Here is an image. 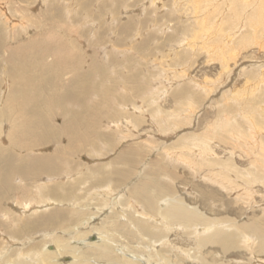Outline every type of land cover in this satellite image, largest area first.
<instances>
[{"label":"rangeland","instance_id":"1","mask_svg":"<svg viewBox=\"0 0 264 264\" xmlns=\"http://www.w3.org/2000/svg\"><path fill=\"white\" fill-rule=\"evenodd\" d=\"M206 1L216 2L218 9L212 8V16L225 17V27L232 32L233 45L225 52L230 54L234 44L239 46L236 62L228 63L229 70L220 57L208 56L187 43L197 29L192 5ZM226 1L7 0V13H0V100L4 101L0 108V180L7 173L4 184L0 181V264L14 250L43 251L48 243L52 249V241L40 236L47 230L74 245L81 242L78 232L87 233L92 226L112 233L111 241H100L109 242L108 251L114 256L95 258L93 264H257L256 258H264L259 248L249 250L244 241L238 242L240 238L233 237L229 248L213 240L196 247V235L189 230H163V223L158 230L148 218L158 211L145 202L156 199L157 208L166 197L170 203L198 209L207 220L247 221L264 228V82L260 79L264 77V29L259 26L256 34L251 26L259 10L256 4L251 6L254 0L249 5L228 0L234 3L231 9L226 8ZM259 4L263 6L264 0ZM6 16L11 18L8 22L3 21ZM239 64L245 66L243 70ZM255 84H260L258 90ZM55 114H60L57 124L52 121ZM213 124L215 132L222 130L223 138L213 139L215 160L209 155L200 157L193 148L183 149L186 139L207 135ZM179 151L195 162L213 163L201 164L197 173L174 157ZM212 168L221 178L232 177L231 187L204 176ZM142 182L152 195L142 191ZM139 195L145 198L141 205L132 201ZM43 198H51L46 210L39 208ZM141 206L142 216L137 214ZM57 209L65 214L61 230L52 220L41 228L30 225ZM176 225L183 226L168 224ZM78 244L82 248L76 250L87 249V254L94 249ZM189 250L193 253L186 256ZM44 251L48 263L71 260L69 254ZM27 264L36 262L28 259Z\"/></svg>","mask_w":264,"mask_h":264},{"label":"bare ground","instance_id":"2","mask_svg":"<svg viewBox=\"0 0 264 264\" xmlns=\"http://www.w3.org/2000/svg\"><path fill=\"white\" fill-rule=\"evenodd\" d=\"M22 1V0H21ZM197 1V0H196ZM16 2V1H15ZM243 3H246L247 5H249V3L251 2V0H243L242 1ZM12 3V2H11ZM14 3V2H13ZM31 3V2H30ZM216 3V2H215ZM215 3H209V1H206L205 3H204V5L203 4H200L199 3V5H196L195 4V7H194V5H192V8H193V10H195L194 11V21H195V26L197 27V29L196 30H194L193 32H192V34H191V37L187 40V43L188 44H190L191 45V47L193 48V49H200V50H204L205 52H206V54L208 55V56H212V55H215L216 57H220L221 58V61L224 63V69L225 70H227L228 69V63L230 62V60H233L234 62H236V55H237V53L239 52V46H236L235 44H234V48L232 49V51L230 52V54L228 53L229 52V50H228V52H225L226 51V48H228L229 46H232L233 45V39H232V32H231V30L228 28V27H225V26H227V23H226V19H225V17H221V18H215L214 17V15L212 16V8H214V10H217L218 9V7H216V4ZM5 4H9V2H7V0H1L0 1V13H1V15H5L6 13H7V9L8 8H6V5ZM257 5L258 7V12L256 13V19L255 20H253V21H251L252 22V24H251V26H252V28H253V30H254V32L257 34V32L260 30V28H259V26L260 27H262L263 29H264V5L262 6L261 4H259V0H254V2L252 3V5L251 6H254V5ZM80 5V4H79ZM233 5H234V3H230L228 0L226 1V8L227 9H231L232 7H233ZM261 5V6H260ZM12 6V5H11ZM17 6V5H16ZM14 8V11L17 9V8H15V6L13 7ZM20 8V7H19ZM10 10V9H9ZM24 10V9H23ZM22 10V11H23ZM20 12V11H19ZM27 12V11H26ZM11 13H13L12 11H11ZM11 13H10V15H11ZM209 13V14H208ZM24 14V13H23ZM181 14V13H180ZM20 15H22V14H20ZM224 15V14H223ZM243 16H244V14H243ZM17 17V16H16ZM18 17H20V16H18ZM22 17H24V15H22ZM59 17V16H58ZM1 18V17H0ZM48 18V17H47ZM60 18V17H59ZM62 18V17H61ZM4 20L3 21H6V22H8V19H11V18H9V16H6V17H4L3 18ZM12 19H14V18H12ZM20 20V23H22V21H21V19H19ZM19 20H17V21H19ZM23 20V19H22ZM29 20V19H28ZM50 20V22H51V18L49 19ZM53 20V19H52ZM242 20V19H241ZM0 21H1V19H0ZM14 21H16V20H14ZM238 21V20H237ZM12 22V21H11ZM23 22H25V20L23 21ZM29 22H31V21H29ZM202 22V23H201ZM19 22H14V24L13 25H16V24H18ZM206 24L205 25V27H203V26H201L202 24ZM11 24V23H10ZM190 24V23H189ZM224 24V25H223ZM240 24L241 25H244V21L242 20V21H240ZM30 25V24H29ZM19 26V25H18ZM200 26V27H199ZM2 27V26H1ZM4 27H5V25H4ZM7 27H8V25H7ZM13 27V26H12ZM23 27V26H22ZM22 27H19V28H22ZM26 27V26H25ZM199 27V28H198ZM225 27V28H224ZM189 28V27H188ZM240 28V27H239ZM243 29V28H242ZM0 30H1V28H0ZM4 31V30H3ZM2 31V32H3ZM5 32V31H4ZM24 32V31H23ZM26 32H27V30H26ZM59 32V31H58ZM253 32V33H254ZM7 33V32H6ZM5 33V34H6ZM29 33V32H28ZM38 33V32H37ZM46 33V32H45ZM56 33V32H55ZM2 34V33H1ZM10 34V33H9ZM42 34V33H41ZM216 34V35H215ZM218 34H222L223 36H221V38L219 39V40H217L216 41V38H217V35ZM238 34V33H237ZM4 35V34H3ZM2 35V36H3ZM56 35V34H55ZM202 35H203V37H202ZM263 35H264V33H263ZM1 36V37H2ZM5 36V35H4ZM3 36V37H4ZM7 36H9V35H7ZM13 36V35H12ZM17 36V35H16ZM35 36H37V35H35ZM236 36V35H235ZM57 37V36H56ZM55 37V38H56ZM202 37V38H201ZM254 37V36H253ZM252 37V38H253ZM14 38H16V37H14ZM42 37H40V39H41ZM185 38H186V36H185ZM9 38H7V40H8ZM45 39V38H44ZM63 39V38H62ZM1 40V39H0ZM33 40V39H32ZM46 41H47V39H45ZM40 41H42V39L40 40ZM244 41V40H243ZM240 42L241 44H244V42ZM6 42V41H5ZM37 42V41H36ZM35 42V43H36ZM218 42V43H217ZM255 42V41H254ZM45 43V42H44ZM222 43V44H221ZM61 44V43H60ZM0 45H2V44H0ZM36 45V44H35ZM40 46V45H39ZM38 46V47H39ZM52 46V45H51ZM65 46V45H64ZM49 48V47H48ZM41 49V48H40ZM3 50V49H2ZM33 51H34V49H32ZM51 50V49H50ZM262 50H263V48H262ZM4 51V50H3ZM26 51V50H25ZM38 51H39V49H38ZM37 51V52H38ZM258 51V50H257ZM28 52V51H27ZM36 52V51H35ZM45 52V51H44ZM51 53V52H50ZM53 53V52H52ZM20 54V53H19ZM25 54V53H24ZM36 54V53H35ZM42 54V53H41ZM108 54V53H107ZM6 55V54H5ZM4 55V56H5ZM44 55V54H43ZM49 55V54H48ZM239 56V55H238ZM34 57V56H33ZM3 58V57H2ZM23 59H24V57H23ZM51 58H49V60H50ZM3 60V59H2ZM5 60H3V62H4ZM32 61V60H31ZM220 61V62H221ZM246 62V61H245ZM253 62V61H252ZM5 63V62H4ZM15 63V62H14ZM55 63V62H54ZM236 64V63H235ZM244 64V63H243ZM250 64V63H249ZM45 65V64H44ZM240 65V64H239ZM259 66L258 64H256V63H254L253 64V66ZM260 65H261V63H260ZM19 66V65H18ZM248 66H250V65H246V67H248ZM262 66V65H261ZM237 67V69H235V70H238V66H236ZM244 65H240V70H243L244 69ZM43 68V67H42ZM250 68V67H249ZM260 68V67H259ZM7 69V68H6ZM6 69H5V71H6ZM223 70V69H222ZM229 70V69H228ZM235 70H233L234 72H236ZM263 73V72H262ZM229 74H231V73H229ZM237 74L238 73H236V74H234L233 75V77H232V80L231 81H233V80H235V78H236V76H237ZM239 74H241V73H239ZM261 74V73H260ZM179 75H181V74H179ZM227 76V75H226ZM231 75H229V77H230ZM262 76V75H261ZM264 76V75H263ZM64 77V76H63ZM215 79V78H214ZM260 79H261V81L262 82H264V77H260ZM208 80V79H207ZM219 81V80H218ZM230 81V80H229ZM228 81V82H229ZM79 82V81H78ZM204 82V81H203ZM211 82V81H210ZM73 83V82H72ZM201 84V83H200ZM207 84V83H206ZM218 84V83H217ZM222 84V83H221ZM264 84V83H263ZM219 85V84H218ZM260 84H255V88H254V90H258L257 88H258V86H259ZM220 86V85H219ZM205 87V86H204ZM207 87H210L209 85L207 86ZM226 87H228V86H226ZM63 87H61V84H60V87H59V89H62ZM221 88H222V86H221ZM214 89V88H213ZM206 90H209V89H206ZM211 90V89H210ZM225 90V89H224ZM62 91V90H61ZM223 91V90H222ZM232 91V90H231ZM227 92V91H226ZM248 92H251V91H248ZM218 93V92H217ZM221 95H223V93L221 94ZM211 96V95H210ZM225 96V95H224ZM208 97V96H207ZM212 97V96H211ZM243 97V96H242ZM263 98V97H262ZM261 98V99H262ZM1 99H2V97H1ZM136 99V98H135ZM6 100V99H5ZM36 100V99H35ZM34 100V101H35ZM221 100V99H220ZM228 100V99H227ZM40 101V100H39ZM10 102H12V100L11 99H9V103ZM141 102V101H140ZM5 103H6V101H5ZM34 103V102H33ZM10 104H12V103H10ZM34 104H36V103H34ZM142 104V103H141ZM3 105H4V101L2 102V100H0V108L2 109V107H3ZM7 105V104H6ZM237 105V104H236ZM240 105V104H239ZM12 106V105H11ZM40 106V105H39ZM238 106V105H237ZM5 107V106H4ZM33 107V106H32ZM57 107H58V105H57ZM263 107H264V104H263ZM136 108V107H135ZM191 109H192V106L190 107ZM239 109V108H238ZM263 109V108H262ZM3 110V109H2ZM59 110V109H58ZM240 110V109H239ZM187 111H189V107H188V110ZM1 113H2V111H0ZM29 112V111H28ZM190 112V111H189ZM52 114L54 115V113L52 112ZM247 114H248V112H247ZM3 115V114H2ZM60 114H55V116L53 117V119H52V121L54 122V123H58V116H59ZM224 117L225 116H227V114L226 115H223ZM241 117H243V115L241 116ZM245 117V116H244ZM244 117H243V119H244ZM254 118V117H253ZM262 118H263V116H262ZM5 120V119H4ZM233 120V119H232ZM237 120V119H236ZM231 121V120H230ZM236 122V121H235ZM4 123V122H3ZM6 123V122H5ZM51 123V122H50ZM50 123H49V125H50ZM116 124V123H115ZM235 124V123H234ZM253 124H255V122L253 123ZM41 125V124H40ZM53 125V124H52ZM51 125V126H52ZM13 126V125H12ZM173 127V126H172ZM240 127V126H239ZM39 128V127H38ZM235 128V127H234ZM241 128V127H240ZM1 129V128H0ZM41 129V128H40ZM48 129V128H47ZM50 130V129H49ZM67 130H68V128H67ZM170 130V129H169ZM215 130V124H213V125H209V127H208V130H206V131H208V133H207V135H192L190 138H189V140L188 139H186L187 141L185 142V143H183L184 144V148L183 149H190V148H193L194 150L193 151H198L200 154H199V156L200 157H202V156H211V157H213V159H214V155H216L217 153H214V150H213V147H212V142H213V139L214 138H218V140L220 141V138H221V134H222V130L221 129H219V130H217L216 132L214 131ZM250 130V129H249ZM248 130V131H249ZM41 131V130H40ZM43 131V130H42ZM45 131H46V129H45ZM44 131V132H45ZM210 131V132H209ZM239 131V130H238ZM26 133V131H23V132H21V133ZM37 132H39V131H37L36 130V133ZM69 132V131H68ZM71 132H73V131H71ZM255 132V131H254ZM258 132V131H257ZM256 132V133H257ZM46 133H47V131H46ZM249 133H250V131H249ZM29 134V133H28ZM40 134H42V132L40 133ZM209 134V135H208ZM253 134V133H252ZM251 134V135H252ZM263 134V133H262ZM43 135H45V133L43 134ZM231 135H233V134H231ZM245 135V134H244ZM254 135V134H253ZM257 135V134H256ZM256 135H254V137L256 136ZM261 135V134H260ZM242 136V135H241ZM43 137V136H42ZM224 137V136H223ZM238 137H240V136H238ZM246 137V136H245ZM258 137H259V135H258ZM262 137V136H261ZM1 138V137H0ZM53 138V137H52ZM227 138V137H226ZM236 138H237V136H236ZM3 139V138H2ZM31 139V138H30ZM183 139V138H182ZM221 139H223V138H221ZM50 140V139H49ZM54 140V139H53ZM216 140V139H215ZM237 140H239L238 138H237ZM258 141V140H257ZM55 142V141H54ZM56 142H58V141H56ZM175 142V141H174ZM178 142V141H177ZM248 142H249V140H248ZM111 143V142H110ZM33 143H31L30 142V145H32ZM173 144H178L179 145V143H173ZM172 144V145H173ZM245 144V143H244ZM193 147H192V146ZM240 145V144H239ZM252 145V144H251ZM262 145V144H261ZM21 147V146H20ZM161 147V146H160ZM235 147V146H234ZM21 148H26V147H24V146H22ZM63 148V147H62ZM215 149V148H214ZM177 150V149H176ZM192 149H190V151H191ZM5 151H7V150H5ZM12 151V150H11ZM131 151H133V150H131ZM1 152H3V151H1ZM30 152H32V150L30 151ZM177 152V151H176ZM176 152H175V154H176ZM181 151H179L176 155H174V157H177V159H179L180 161H182V162H184L187 166H189V168H190V170H192V171H197L198 169H199V166L201 165V164H204L205 163V165H207L208 163L211 165V162H212V160L210 161V160H203V161H201V162H195V160L193 161L192 159H190V158H188V157H183L182 155H184V153H180ZM183 152V151H182ZM247 152V151H246ZM252 152H253V150H252ZM255 152V151H254ZM131 153V152H130ZM173 153V152H172ZM171 152L169 153V154H172ZM196 154H198V153H196ZM247 154V153H246ZM1 155V154H0ZM8 155H11L10 153L8 154ZM123 155V154H122ZM121 155V156H122ZM187 155V154H186ZM213 155V156H212ZM187 156H189V155H187ZM3 157V155L0 157V158H2ZM160 157V156H159ZM158 157V158H159ZM170 157H173L172 155H169V158ZM126 158H128L127 156H126ZM248 158H249V156H248ZM252 158V157H251ZM129 159V158H128ZM171 159V158H170ZM176 159V158H175ZM212 159V158H211ZM229 158H227V160H228ZM158 160V159H157ZM156 160V161H157ZM215 160V159H214ZM219 161V160H218ZM1 162L3 163V161L2 160H0V164H1ZM9 162V161H8ZM151 162V161H150ZM159 162V161H158ZM216 162V161H215ZM229 163H232V160H230V161H228ZM137 163V162H136ZM213 163V162H212ZM225 163V162H224ZM106 164V163H105ZM111 164V163H110ZM120 164V163H119ZM150 164H152V163H150ZM226 164V167H229V164L228 163H225ZM153 165V164H152ZM154 165H155V163H154ZM159 165V164H158ZM161 165V164H160ZM2 166V165H1ZM1 166H0V168H1ZM126 166V165H125ZM127 166H128V164H127ZM9 167H12V166H9ZM114 167V166H113ZM214 167V166H213ZM3 168H5V167H3ZM34 169H35V166L33 167ZM123 168H124V166H123ZM20 169V168H19ZM257 169V168H256ZM4 170H6V168L4 169ZM117 170H119V169H117ZM128 170V169H127ZM155 169H153V170H151V171H154ZM163 170V169H162ZM218 170V169H217ZM224 170V169H223ZM21 171L22 172H24L25 171V169H23V168H21ZM167 171V170H166ZM176 171V170H175ZM225 171V170H224ZM103 172V171H102ZM124 172H125V170H124ZM101 173V172H100ZM116 173V172H115ZM171 173V172H170ZM197 173H198V171H197ZM208 173L209 174H204V176H207L209 179H211V178H215L216 180H222V181H224V182H226L228 185V187H231V179H232V177H231V179H227V178H221L220 176H219V174L220 173H218V172H214V170H213V168L212 169H209V171H208ZM6 172H4L2 175H1V177H2V180H0V181H2L3 182V179H5V177H7L6 176ZM93 174V173H92ZM102 174V173H101ZM166 174V173H165ZM168 175H169V173H167ZM229 174V173H228ZM91 175V174H90ZM110 175V174H109ZM112 175V174H111ZM110 175V176H111ZM121 175V174H120ZM120 175H118V176H120ZM129 175V174H128ZM128 175L126 174L125 176H127L128 177ZM132 175V174H131ZM172 175V174H171ZM225 175V174H224ZM223 175V176H224ZM161 176V175H160ZM242 176V175H241ZM103 177V176H102ZM101 177V178H102ZM108 177V176H107ZM113 177V176H112ZM167 177H170V176H167ZM13 178V177H12ZM21 178V177H20ZM155 178V177H154ZM157 178V177H156ZM158 179V178H157ZM170 179V178H169ZM104 180V179H103ZM111 180H112V178H111ZM114 180V179H113ZM36 181V180H35ZM108 181V180H107ZM151 181V180H150ZM248 181V180H247ZM238 182V181H237ZM250 182V180L248 181V183ZM143 183V182H142ZM168 183V182H167ZM1 184V183H0ZM3 184H4V182H3ZM37 184V183H36ZM145 183H143V185H144ZM161 184V183H160ZM250 184V183H249ZM6 185V184H5ZM121 185V184H120ZM124 185V184H123ZM129 185V184H128ZM128 185H126V186H128ZM142 185V187H141V189H142V191L143 192H146V193H148L150 190H146V187L147 186H143ZM244 185V184H243ZM4 186V185H3ZM31 186V185H30ZM61 186V185H60ZM125 186V185H124ZM129 186H131V185H129ZM136 186V185H135ZM173 186V185H172ZM0 187H1V185H0ZM6 187V186H5ZM66 187V186H65ZM120 187H122V185L120 186ZM138 186H136V188H137ZM159 187H161V186H159ZM158 187V188H159ZM245 188L247 187V188H249V190H252V188L251 187H249L248 185L247 186H244ZM133 188V187H132ZM149 187H147V189H148ZM251 188V189H250ZM64 189H66V188H64ZM96 189V188H95ZM106 189V188H105ZM134 189V188H133ZM169 189H170V187H169ZM173 189V188H172ZM5 190H7L6 192H8V188L6 189L5 188ZM99 190H100V188H99ZM98 190V191H99ZM159 190V189H158ZM0 191H2V190H0ZM31 191V190H30ZM38 191V190H37ZM102 191V190H101ZM121 191H123L122 189H121ZM129 191H132L131 189L129 190ZM141 191V192H142ZM160 191H161V189H160ZM3 192V191H2ZM43 192V191H42ZM60 192V191H59ZM97 192V191H96ZM107 192V191H106ZM109 192V191H108ZM125 192V191H124ZM135 192H136V190H135ZM140 192V194H142ZM152 192L153 193H155L156 192V190H154V189H152ZM163 192H165V191H163ZM168 192H170V191H168ZM237 192V191H236ZM5 193V192H4ZM99 193V192H98ZM150 193V192H149ZM31 194V193H30ZM33 194V193H32ZM56 194H58V193H56ZM64 194H66V193H64ZM107 194V193H106ZM109 194V193H108ZM138 194V193H137ZM151 194V193H150ZM165 194V193H164ZM248 194V193H247ZM25 195V194H24ZM44 195V194H43ZM42 195V196H43ZM99 195V194H98ZM126 195V194H125ZM128 195H130V192H129V194ZM127 195V196H128ZM144 195V194H143ZM143 195H141V197H140V195L139 196H136V197H134L135 199L134 200H132V201H134L135 203H140V205H141V201H144L145 200V198H144V196ZM145 195H147V194H145ZM152 195V194H151ZM236 195V194H235ZM234 195V196H235ZM241 195V194H240ZM33 196V195H32ZM62 196V195H61ZM111 196H112V194H111ZM126 196V197H127ZM162 196H163V193H162ZM2 197V196H1ZM24 197V196H23ZM27 197H28V195H27ZM38 197V196H37ZM37 197H35V198H37ZM63 197V196H62ZM104 197V196H103ZM146 197H148V196H146ZM153 197V196H152ZM155 197V196H154ZM111 198V197H110ZM128 198H129V196H128ZM1 199V198H0ZM51 198H43L42 199V201L40 202H38V204H40V203H42V205L40 204V206L41 207H39L40 209L43 207V210H46V209H48V207H49V205H51L52 204V202H51V200H50ZM102 199V198H101ZM118 199V198H117ZM116 199V200H117ZM60 200V199H59ZM129 200V199H128ZM155 200L156 199H154V200H145V202L147 201V203H148V207H149V209L150 208H155V211H158L157 212V214L156 215H149V219H151V220H149V221H152V224H153V221H155V223H156V227L155 228H159L160 227V225H161V223H163L162 224V226H161V228L163 229V230H168V229H170L171 227L173 228L174 227V229H176V230H181V231H183V230H189L190 232H192V233H195V235H196V238H197V243H195V245H196V247H198V246H204L205 244H207L208 242H211L212 240L213 241H218L219 243H221L222 244V248L224 249V248H229L230 246V244H231V242H232V238L233 237H235V238H240L239 239V241L238 242H242V241H244L245 242V244L246 245H244L245 247L247 246V247H249V250H250V248L251 247H255V248H259L258 250L259 251H261V252H263L264 253V228H262V227H256V226H258L257 224H256V226H254L253 225V223L254 222H252V223H250V222H247V221H243L242 223H238V222H231L230 220H226V219H219L218 221L217 220H210L209 218H208V220L207 219H205V217L204 216H200V212H199V210L198 209H192V208H190V207H185V205H183V204H181V202L180 203H178V202H174V203H170L169 201H171V200H169V199H167L166 197H163L161 200H160V207H157L156 208V202H155ZM25 201H26V198H25ZM38 201V200H37ZM55 201H57L58 203H60L57 199H55ZM99 201V200H98ZM119 201V200H118ZM154 201V202H153ZM173 201V200H172ZM34 202H35V200H34ZM57 202H55V204L57 203ZM104 201H102V203H103ZM123 202V201H122ZM121 203V202H120ZM18 204H19V202H18ZM28 204H29V202H28ZM143 204V203H142ZM159 204V203H158ZM25 205H27V204H25ZM60 204H58V206H59ZM131 205V204H130ZM56 206V205H55ZM26 207V206H25ZM133 207V206H132ZM138 207V206H137ZM144 206H141L140 207V210H138V213L137 214H139V215H143L142 213H139L140 211H141V209L143 208ZM3 209V208H2ZM26 209V208H25ZM36 209V208H35ZM14 210H17V208H15ZM58 210H60V209H57V211H55V212H51V214H46L45 216L44 215H42V216H39L36 220L34 219V221L33 222H31L30 223V225L31 226H33L34 228H41V227H45V226H47V225H45V223H48V222H51L52 223V221H56V226L55 227H58V225H59V229L61 228V224H63V217H64V215L65 214H63L62 212H60V211H58ZM42 211V210H41ZM73 211V210H72ZM147 211V210H146ZM149 211V210H148ZM24 212V211H23ZM38 212V211H37ZM75 212H77V211H75ZM81 212V211H80ZM65 213V212H64ZM74 213V212H73ZM79 213V212H78ZM77 213V214H78ZM151 213H153V212H151ZM9 214V213H8ZM202 215V214H201ZM1 216H2V214H1ZM125 216L127 217L128 215H126L125 214ZM131 216V215H130ZM76 217V216H75ZM79 217V216H78ZM82 217V216H81ZM140 217V216H139ZM110 218V217H109ZM140 218H143V217H140ZM132 219V218H131ZM136 219V218H135ZM255 219V218H254ZM253 219V220H254ZM41 220V221H40ZM50 220H52V221H50ZM75 221V220H74ZM125 221V220H124ZM136 221V220H135ZM134 221V222H135ZM71 222V221H70ZM137 222V221H136ZM173 222H179V223H181V224H183V226H181V225H176V227L175 226H168V224H170V225H172L173 224ZM40 223V224H39ZM54 223V222H53ZM73 223V222H72ZM118 223V222H117ZM116 223V224H117ZM126 223V222H125ZM249 223V224H248ZM27 224H29V223H27ZM27 224H25V225H27ZM123 224H124V222H123ZM259 224V223H258ZM49 225V224H48ZM121 225V224H120ZM125 225V224H124ZM127 226H128V224H126ZM9 226V225H8ZM37 226V227H36ZM39 226V227H38ZM65 226H68V225H65ZM127 226H125V227H127ZM260 226V225H259ZM120 227V226H119ZM123 227V226H122ZM154 226L152 225V228H153ZM31 228V227H30ZM121 228V227H120ZM152 228H151V230H152ZM57 229V228H56ZM62 229H64V228H62ZM66 229V228H65ZM64 229V230H65ZM102 229H105V228H101L100 226L99 227H95V226H92L91 227V230H90V228H89V230L90 231H87V233H84V234H82V232H78V235H76V237L78 238V240H81V242H78V243H83L84 245H90V246H93L92 248H94V249H89L88 250V254H87V249L86 250H84V251H82V249H79V250H76L77 248H82L81 246H77V244L78 243H75L74 245H71V244H68L67 243V241L65 240V239H63V237H61V236H55L54 234H52V235H49L50 234V230H49V232H45V233H43V234H41L40 236L41 237H44L45 238V240H48V241H46V242H50V241H52V243L54 244V246L52 247V249L51 248H48V244H46L45 245V249L44 250H47L48 251V253L49 252H51V251H49V250H52V253H56V254H58V256L59 255H62V254H69L68 256H70L71 255V260L68 262V264H93V262L95 261V258L97 259H99V258H114V256H111V252H109L108 251V243L107 242H101L100 240H102V239H107V240H110L111 241V235H112V233H110V231L109 230H105V231H102ZM128 229L130 230H132V227L131 228H129V226H128ZM141 229V228H140ZM31 230V229H30ZM53 230V229H52ZM61 230V229H60ZM125 229L123 228V230H122V232L124 231ZM158 230H160V228L158 229ZM141 231V230H140ZM172 231V230H171ZM189 231L187 232V233H189ZM54 232V231H53ZM89 232H92V233H94V235H93V237H90L89 236ZM126 232V231H125ZM124 232V233H125ZM136 232V231H135ZM167 232H169V231H167ZM205 232H208V234L207 235H202L201 233H205ZM253 232L255 233V234H253ZM61 233H63V232H61ZM126 233H128V232H126ZM141 233V232H140ZM144 233V232H143ZM91 234V233H90ZM95 234H97V235H95ZM129 234V233H128ZM131 234V233H130ZM132 234H133V232H132ZM153 234V233H152ZM159 234V233H158ZM70 235V234H69ZM122 235V234H121ZM125 235V234H124ZM123 235V236H124ZM127 235V234H126ZM134 235H137V234H134ZM148 235V234H147ZM50 236H52L53 238H50ZM87 236H89V237H87ZM138 236V235H137ZM145 236H146V234H145ZM154 236V235H153ZM156 236V235H155ZM169 236V235H168ZM40 237V238H41ZM84 237V238H83ZM128 237V236H127ZM138 237H140V236H138ZM65 238V237H64ZM90 238V239H89ZM49 239H51V240H49ZM140 239H142V237L140 238ZM44 240V241H45ZM65 240V241H64ZM113 240L114 239H112V242H113ZM116 240V239H115ZM169 240V239H168ZM168 242V241H167ZM235 242V241H234ZM166 243V242H165ZM230 243V244H229ZM79 245V244H78ZM110 245V244H109ZM170 245V244H169ZM51 246V245H50ZM192 246V245H191ZM44 247V246H43ZM87 247V246H86ZM91 248V247H90ZM155 248V247H154ZM36 249H33L32 251L31 250H28V251H22L21 249H18V250H14V251H12L13 253L10 255V257H8L7 259H1V261H3V263L2 264H5V263H10V264H27V260L28 259H31V260H33V261H35L36 262V264H51V262L50 263H48L46 260H45V258H44V256L45 257H47V254H44L46 251H38V252H36L35 251ZM179 251V250H178ZM73 252V253H72ZM251 252H253L254 253V249H252V251ZM185 253V255L186 256H189V255H191L192 253H193V251H192V253H191V250H189V252L186 254V252H184ZM146 256V255H145ZM67 257V256H66ZM153 257V256H152ZM172 257V256H171ZM65 258V257H64ZM189 258V257H188ZM146 259V258H145ZM144 259V260H145ZM180 261V260H179ZM255 261L257 262V264H264V258H261V259H259L258 258V260H257V258L255 259ZM55 263H57L58 261L56 260V261H54ZM141 262V261H140ZM148 264V262L147 261H144V264ZM53 264V263H52ZM94 264H96V262L94 263ZM112 264V263H111ZM135 264V263H134ZM160 264H162L161 262H160ZM254 264V263H253Z\"/></svg>","mask_w":264,"mask_h":264}]
</instances>
